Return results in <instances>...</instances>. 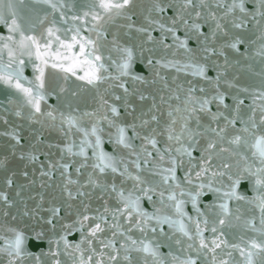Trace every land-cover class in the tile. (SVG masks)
Returning <instances> with one entry per match:
<instances>
[{
  "label": "snow or ice",
  "instance_id": "6c2138e0",
  "mask_svg": "<svg viewBox=\"0 0 264 264\" xmlns=\"http://www.w3.org/2000/svg\"><path fill=\"white\" fill-rule=\"evenodd\" d=\"M77 7L0 0V264H264V0ZM37 171L58 195L30 208ZM26 217L49 226L31 230L47 252Z\"/></svg>",
  "mask_w": 264,
  "mask_h": 264
},
{
  "label": "water",
  "instance_id": "95a60500",
  "mask_svg": "<svg viewBox=\"0 0 264 264\" xmlns=\"http://www.w3.org/2000/svg\"><path fill=\"white\" fill-rule=\"evenodd\" d=\"M13 2L15 3L16 0H13ZM31 0H26V3H29L30 4ZM70 2H73L75 3L78 7L76 9V11L79 13V14H82V12L86 9H83V8H80L79 5L83 4V3H90L91 0H70ZM149 2V0H137V4L138 5H146L147 3ZM22 15H26L27 12L26 10L22 11L21 12ZM68 16H71L73 15L74 13L73 12H68L67 13ZM49 19L51 20L52 17L50 16ZM56 19L59 20V14H57L56 16ZM63 27H67V25L63 26ZM112 31H115V26L112 27L111 29ZM43 31V28L41 26H37L36 28V34L39 35L41 32ZM0 35H7V32H6V29L3 28L2 25H0ZM61 37L62 38H66V39H70L71 38V33H63L61 32L60 33ZM82 35H91L92 38H95V34L94 33H89V32H82ZM110 39V37H109ZM102 43H104L102 41ZM102 51L104 52V55L107 57L109 55V52H108V46H105ZM113 57L115 58V54L113 53L112 54ZM5 61L7 60V57L5 56ZM143 68V65H138V69H142ZM239 68V66H238ZM259 68V65H257V70ZM234 72H236V74L240 75V78H241V83H253L254 82V77L251 76L250 73H248L246 70L242 69V68H239V71H237V69H233ZM25 76H27L29 79H32L33 78V68H32V65L29 64L28 67H26L25 69V72H24ZM144 75H148V73L145 71L143 73ZM59 75L60 74H57V73H54L51 69H47L46 70V76L49 80L50 83H52L53 85L55 84H58V83H63L62 80L59 79ZM80 82L79 81H76L74 78L72 80L69 81L67 87L70 88V89H76L78 86H79ZM12 95V90L11 89H7L5 86H3L2 84H0V112H2V110L5 108V107H10L8 105V99L9 97ZM92 95L91 92L89 91H85L84 93H82V97L84 98H90V96ZM48 103L50 104H55L56 101L54 98H49L48 99ZM82 107L84 106L83 104L81 105ZM26 127V126H25ZM28 133L25 132V135H27ZM51 141L55 142L56 141V136L53 135L52 137L49 138ZM43 147V146H42ZM45 151H48L47 148L44 149ZM51 151H55V149H52ZM43 159V157H42ZM18 169H22L23 168V164L20 163L17 165ZM29 170V173H30V176L32 175V170L31 168L28 169ZM182 175V173H181ZM33 179H36L37 183L32 186L30 189H28L27 191H25L24 193V196H25V199H26V202L28 204V206L31 208L35 205V201L33 200H27V197L29 195H35L37 192H44L45 194V197H46V201L47 200H50L52 198L53 195H58V189L55 188V184L56 183H59L60 181V178H59V175L58 173L54 176L53 178V181H49L48 183L52 184V187L50 188H40V182H41V179H44V180H47V178H41L39 176V171L36 172L35 176H32ZM17 183L20 184V183H27L26 180H24L23 177L21 176H17ZM38 199V197H37ZM208 199H211V197H209ZM207 202V200H206ZM93 206H97L99 204V201H93ZM48 204L46 203L45 204V207H47ZM21 209H23V204L20 205ZM248 206L247 205H242V211H244ZM187 211H189L190 214H193L192 211H191V205H188L187 208H186ZM42 216H47V213H41ZM258 223V221H257ZM18 227L20 229H25L26 230V235L29 236V243H27V247L29 249V251L33 252L34 254L36 255H39L41 253V251L43 252H47L48 251V248H47V244L46 242L43 243V244H40V245H37L34 241H31V230H35V231H47V229L49 228V226L45 225L44 224V221L41 220L39 217L35 218V219H31V218H23V220L21 221H18ZM4 233L2 231H0V236H2ZM70 239H75V240H78L79 239V235L78 234H75L74 237H69ZM3 244V241H0V246H2ZM164 251H167V249H164ZM0 259H2V256H0ZM25 264H34V261L31 259V258H27L26 261H25ZM41 264H50V262L47 260L46 257L42 256L41 257ZM68 264H71L70 261H68Z\"/></svg>",
  "mask_w": 264,
  "mask_h": 264
}]
</instances>
